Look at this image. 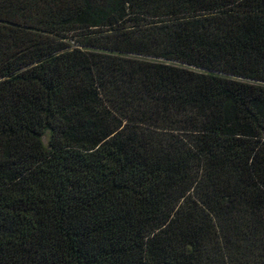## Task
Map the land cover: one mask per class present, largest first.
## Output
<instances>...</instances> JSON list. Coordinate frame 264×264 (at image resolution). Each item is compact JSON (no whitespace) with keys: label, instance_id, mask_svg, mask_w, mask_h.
Listing matches in <instances>:
<instances>
[{"label":"trees","instance_id":"obj_1","mask_svg":"<svg viewBox=\"0 0 264 264\" xmlns=\"http://www.w3.org/2000/svg\"><path fill=\"white\" fill-rule=\"evenodd\" d=\"M0 264H264V0H0Z\"/></svg>","mask_w":264,"mask_h":264},{"label":"rangeland","instance_id":"obj_2","mask_svg":"<svg viewBox=\"0 0 264 264\" xmlns=\"http://www.w3.org/2000/svg\"><path fill=\"white\" fill-rule=\"evenodd\" d=\"M43 142L45 143L46 142V136L42 138Z\"/></svg>","mask_w":264,"mask_h":264}]
</instances>
